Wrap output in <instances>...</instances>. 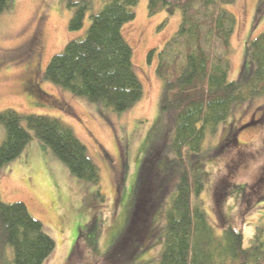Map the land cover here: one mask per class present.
<instances>
[{
    "label": "rangeland",
    "instance_id": "1",
    "mask_svg": "<svg viewBox=\"0 0 264 264\" xmlns=\"http://www.w3.org/2000/svg\"><path fill=\"white\" fill-rule=\"evenodd\" d=\"M88 1L83 27L76 31L68 29L73 12L67 6L68 0H11L10 7L0 13V111L10 108L20 114L59 118L72 129L99 168L97 187L73 176L36 138L0 168V199L24 203L54 241L53 250L42 264H62L76 243L81 248L75 254L94 257L102 264L99 256L109 251L128 224L138 178L141 171L151 167L145 161L152 153L160 155V166L173 159L172 134L164 128L159 112L161 81L155 66L158 50L178 27L179 11L149 15L147 0H138L133 7L134 18L122 25L121 34L131 48V63L141 82L142 96L130 108L115 112L44 77L49 58L84 32L89 15L106 0ZM224 7L236 18L228 78L244 79L249 70L239 74L246 41L264 30V0H235ZM151 49L154 53L147 58ZM245 59L251 67L249 58ZM3 137L0 124V143ZM203 149L199 165L204 183L192 204L205 210L217 232L226 224L242 230L247 246L254 225L264 226L263 96L237 104L215 132L206 135ZM166 182L162 201L148 214V228L140 237L134 256L140 264L158 261L164 204L171 187L168 178ZM6 253L9 260V251Z\"/></svg>",
    "mask_w": 264,
    "mask_h": 264
},
{
    "label": "trees",
    "instance_id": "2",
    "mask_svg": "<svg viewBox=\"0 0 264 264\" xmlns=\"http://www.w3.org/2000/svg\"><path fill=\"white\" fill-rule=\"evenodd\" d=\"M234 1L147 0L149 15L159 11L167 15L180 13L178 27L158 50L155 66L161 81L159 112L164 128L172 134L173 159L160 166V155L152 153L145 161L151 167L141 171L138 178L128 224L109 251L99 256L102 264H140L134 256L140 237L148 228L150 213L162 201L167 178L171 187L164 204L157 264H264L263 225H254L249 243L244 246L242 230L226 224L217 232L205 210L192 204L204 183L199 160L204 155L206 135L214 133L237 104L264 98V30L246 41L239 76L249 70L247 77L228 78L230 40L236 18L224 6ZM137 2L106 0L97 12L89 15L84 32L68 40L61 51L49 58L45 79L115 112L136 103L142 96V85L121 27L134 18ZM10 5L11 0H0V13ZM67 6L73 8L68 29L80 30L90 1L68 0ZM153 53L149 50L147 58ZM0 124L4 128L0 168L36 138L49 147L73 176L98 187V166L72 129L59 118L20 114L6 108L0 111ZM99 195L102 194L98 192ZM53 248V239L24 203L0 199V264H42ZM79 248L81 245L76 243L62 264H98L94 257L75 254Z\"/></svg>",
    "mask_w": 264,
    "mask_h": 264
}]
</instances>
